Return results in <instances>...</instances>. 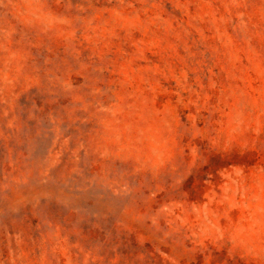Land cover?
<instances>
[{
    "label": "rangeland",
    "instance_id": "1",
    "mask_svg": "<svg viewBox=\"0 0 264 264\" xmlns=\"http://www.w3.org/2000/svg\"><path fill=\"white\" fill-rule=\"evenodd\" d=\"M0 264H264V0H0Z\"/></svg>",
    "mask_w": 264,
    "mask_h": 264
},
{
    "label": "trees",
    "instance_id": "2",
    "mask_svg": "<svg viewBox=\"0 0 264 264\" xmlns=\"http://www.w3.org/2000/svg\"><path fill=\"white\" fill-rule=\"evenodd\" d=\"M122 244L123 245H126V244H128L129 242H132V246H134L135 245V241H134V236H132V235H127V233H124V236H122Z\"/></svg>",
    "mask_w": 264,
    "mask_h": 264
}]
</instances>
